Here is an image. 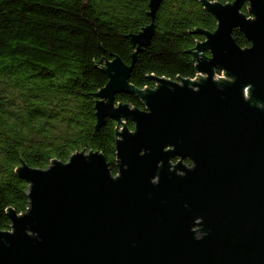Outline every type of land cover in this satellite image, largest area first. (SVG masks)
<instances>
[{
	"label": "water",
	"instance_id": "water-1",
	"mask_svg": "<svg viewBox=\"0 0 264 264\" xmlns=\"http://www.w3.org/2000/svg\"><path fill=\"white\" fill-rule=\"evenodd\" d=\"M162 1L149 0L151 19ZM201 5L217 21L197 30L204 40L192 51L204 78L150 76L154 87L138 90L128 81L135 54L128 66L106 62L95 117L97 127L118 124V173L97 151L45 170L22 163L29 209L7 211L0 264H264V0ZM153 31L130 37L136 53ZM221 71L232 81L217 82ZM117 94H135L145 109L115 105Z\"/></svg>",
	"mask_w": 264,
	"mask_h": 264
},
{
	"label": "trees",
	"instance_id": "trees-1",
	"mask_svg": "<svg viewBox=\"0 0 264 264\" xmlns=\"http://www.w3.org/2000/svg\"><path fill=\"white\" fill-rule=\"evenodd\" d=\"M201 1L163 0L151 19L149 0H0L1 231L10 230L9 209L17 215L29 209V184L16 174L22 163L45 170L54 160L97 151L110 174L118 173V124L107 119L97 127L95 117L96 93L107 83L104 65L119 58L128 66L135 54L128 81L138 90L154 87L150 76L195 79L192 51L204 40L197 30L217 26ZM151 24L149 46L136 53L130 37ZM232 37L240 48L250 46L241 32ZM118 103L145 109L135 94H117ZM125 126L135 128L131 121Z\"/></svg>",
	"mask_w": 264,
	"mask_h": 264
},
{
	"label": "rangeland",
	"instance_id": "rangeland-1",
	"mask_svg": "<svg viewBox=\"0 0 264 264\" xmlns=\"http://www.w3.org/2000/svg\"><path fill=\"white\" fill-rule=\"evenodd\" d=\"M248 15V14H246ZM249 18H251L252 20H254V18L252 16L249 15ZM223 74H226L225 72L221 71L219 73L216 72V76L214 77L215 80L217 82H221V81H224V82H229V81H232L231 78L227 77L226 75H223ZM195 80H198V78H204V75H201V74H198L196 77ZM201 229H197L195 230L197 232L196 234V237H200L202 236V234L199 232Z\"/></svg>",
	"mask_w": 264,
	"mask_h": 264
},
{
	"label": "built area",
	"instance_id": "built-area-1",
	"mask_svg": "<svg viewBox=\"0 0 264 264\" xmlns=\"http://www.w3.org/2000/svg\"><path fill=\"white\" fill-rule=\"evenodd\" d=\"M196 79V78H195ZM195 79H192V80H195Z\"/></svg>",
	"mask_w": 264,
	"mask_h": 264
}]
</instances>
